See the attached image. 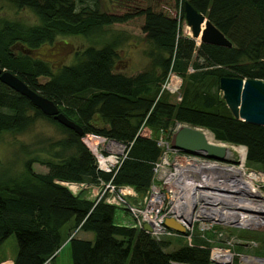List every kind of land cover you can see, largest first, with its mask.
Listing matches in <instances>:
<instances>
[{
	"label": "trees",
	"instance_id": "trees-1",
	"mask_svg": "<svg viewBox=\"0 0 264 264\" xmlns=\"http://www.w3.org/2000/svg\"><path fill=\"white\" fill-rule=\"evenodd\" d=\"M6 1L30 10L35 21L0 16V67L51 100L82 130L78 135L60 125L0 82V134L21 133L38 117L63 134L38 139L33 150L21 145L20 168L0 175V244L14 236L12 264L52 262L64 242L72 264H209L205 240L194 237L191 244L164 250L168 240L177 238H155L118 224L111 205L74 195L65 184L110 181L143 193L160 153L154 138L176 122L206 129L217 141L244 146L246 166L264 172V126L233 118L218 90L222 76L264 79V0H174V15L149 5L112 13L98 0ZM183 1L201 12L231 47L196 44L184 35ZM137 17L148 45L147 62L141 70L125 73L116 65L126 36L109 27ZM61 36H79L87 43L70 61H59L66 47L61 40L55 46ZM169 73L181 79L174 102L169 100L174 93L160 92ZM141 127L152 137L141 135ZM86 134L125 144V157L116 169L96 168L82 140ZM33 163L45 171H34ZM77 232L92 233V239Z\"/></svg>",
	"mask_w": 264,
	"mask_h": 264
},
{
	"label": "built area",
	"instance_id": "built-area-1",
	"mask_svg": "<svg viewBox=\"0 0 264 264\" xmlns=\"http://www.w3.org/2000/svg\"><path fill=\"white\" fill-rule=\"evenodd\" d=\"M180 82V77L169 73L160 92L173 94ZM180 125L186 124L176 122L154 138L160 153L152 163L151 180L143 193L127 184L101 180L96 184L66 183V187L74 195L82 193L88 199L111 205L115 214L118 212L117 218L114 216L118 224L138 229L147 224L149 231L145 232L152 237L180 238L187 244L194 237L205 240L209 244V264H264L263 257L235 251V240L229 235L231 230L264 229V172L246 166L242 145L223 143L228 149V160L224 161L172 147L168 136ZM139 133L152 137L145 127ZM82 140L98 170L111 172L125 157V144L113 139L86 134ZM213 141L222 144L214 138ZM211 178L224 183L217 190H202V184L211 182ZM166 219L180 225L183 232L167 227ZM251 244L245 242L242 246Z\"/></svg>",
	"mask_w": 264,
	"mask_h": 264
},
{
	"label": "rangeland",
	"instance_id": "rangeland-1",
	"mask_svg": "<svg viewBox=\"0 0 264 264\" xmlns=\"http://www.w3.org/2000/svg\"><path fill=\"white\" fill-rule=\"evenodd\" d=\"M102 9L112 13H123L135 8H143L147 5L154 9L162 10L170 15L176 14L174 0H98ZM0 16L7 17L9 19H18L23 22L35 21L34 15L28 9H17L6 0H0ZM141 17L134 18L126 23L113 24L109 28L114 31H122V35L126 36V39L122 42L118 50L119 61L117 62L116 69L125 73H134L145 67L147 62L144 50L148 47L147 42L143 38V33L140 31ZM183 22L181 31L184 35L189 36ZM58 41L55 44L57 46L59 41L65 43L64 52L58 57L59 61H70L72 54L78 48L84 46L87 41L84 38L76 36H61L57 38ZM54 46V47H55ZM46 49V48H45ZM50 50V48H49ZM44 51V49L40 50ZM177 90L169 100L175 101ZM175 97V98H174ZM62 132L51 122L42 117L36 118L30 127L21 133H9L4 132L0 134V175L15 173L16 169L20 168L21 159L24 154L20 151L21 145H26L28 150H33L36 147V141L38 139L49 138L56 139L62 136ZM32 169L36 172H44L45 168L37 163L32 164ZM79 193V192H78ZM117 211L115 217L117 218ZM256 232V233H255ZM64 239L67 237L65 227L61 231ZM255 233V237L253 234ZM79 237L88 238L89 235L92 239V233H76ZM231 237L235 240L233 249L238 252H245L247 254L261 256L264 254V229L256 230H232L230 232ZM252 235V237H250ZM245 242H252L251 245L243 247ZM178 243H186V241L177 239L168 240V245L164 250H170ZM192 241L190 242V244ZM16 252V245L13 235H9L0 244V264H10L12 258ZM45 264H72L69 255V246L67 242H64L57 251L52 262L47 261Z\"/></svg>",
	"mask_w": 264,
	"mask_h": 264
},
{
	"label": "water",
	"instance_id": "water-1",
	"mask_svg": "<svg viewBox=\"0 0 264 264\" xmlns=\"http://www.w3.org/2000/svg\"><path fill=\"white\" fill-rule=\"evenodd\" d=\"M182 11L185 25L189 29V37L194 41L198 38L196 44L231 47L229 40L188 1H183ZM0 82L27 98L43 115L51 116L57 123L78 135L82 134L80 126L59 112L51 100L30 89L15 74L1 67ZM218 90L233 118L264 126V79L222 76L218 79ZM220 142L222 144L209 142L201 128L189 125H180L169 135L170 145L183 152L221 161L228 160V149L223 144L225 142ZM164 224L179 233L183 232L182 227L171 219H166ZM142 230L149 231L148 225L144 224Z\"/></svg>",
	"mask_w": 264,
	"mask_h": 264
},
{
	"label": "bare ground",
	"instance_id": "bare-ground-1",
	"mask_svg": "<svg viewBox=\"0 0 264 264\" xmlns=\"http://www.w3.org/2000/svg\"><path fill=\"white\" fill-rule=\"evenodd\" d=\"M186 29L188 30V33H189L188 27H186ZM195 41L198 42V38L195 39ZM204 135L209 142H214L213 137L209 132H204ZM237 150H238V148H237ZM208 168L211 170L213 169V167L210 165L208 166ZM215 178H216V180H219V176H216ZM215 178H211V182L202 184L203 186L201 187V189L205 190V191H212V190H217L218 188H220L222 186V184L224 183V181H217L216 182Z\"/></svg>",
	"mask_w": 264,
	"mask_h": 264
},
{
	"label": "crops",
	"instance_id": "crops-1",
	"mask_svg": "<svg viewBox=\"0 0 264 264\" xmlns=\"http://www.w3.org/2000/svg\"><path fill=\"white\" fill-rule=\"evenodd\" d=\"M89 237H90V235H89ZM89 237H88V239H89ZM10 264H12V260H11Z\"/></svg>",
	"mask_w": 264,
	"mask_h": 264
}]
</instances>
